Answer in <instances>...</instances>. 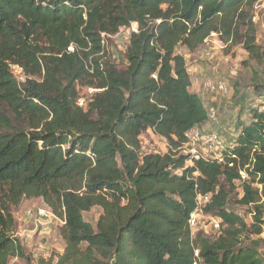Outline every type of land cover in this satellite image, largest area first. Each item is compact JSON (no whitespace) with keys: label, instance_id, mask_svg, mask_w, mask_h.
<instances>
[{"label":"trees","instance_id":"16d2710c","mask_svg":"<svg viewBox=\"0 0 264 264\" xmlns=\"http://www.w3.org/2000/svg\"><path fill=\"white\" fill-rule=\"evenodd\" d=\"M260 1L0 0V264L27 260L10 208L32 199L64 222L63 253L37 264H193L195 250L202 264H264L243 246L264 227V110L250 111L222 161L186 166L173 152L209 123L177 46L191 53L221 32L263 64L251 13ZM132 23L118 69L102 60V35ZM78 87L98 90L85 108ZM147 131L166 141L164 154L141 153ZM234 191L250 225L228 210ZM197 194L209 195L204 214L220 220L214 239L191 236ZM94 207L96 230L82 217Z\"/></svg>","mask_w":264,"mask_h":264},{"label":"rangeland","instance_id":"374dc122","mask_svg":"<svg viewBox=\"0 0 264 264\" xmlns=\"http://www.w3.org/2000/svg\"><path fill=\"white\" fill-rule=\"evenodd\" d=\"M252 16H254V27L256 30V44L264 52V0L256 3ZM137 32V25L132 23L129 30L121 28L115 36H102L104 46L103 61L113 64L118 69L126 65L125 50L129 42L131 32ZM176 53L183 56L185 66L199 69L202 71L201 78L213 82L224 81L229 93L226 97L213 96L217 98L219 105L217 120L210 121L202 126V129L215 131L221 140L226 144L232 142L235 138L239 125H246L250 122V111L253 109L264 110V92L259 94L258 85L264 81V61L259 64L249 60L248 54L241 46H231L227 44L223 49L214 50L210 58L206 59L203 55V46L196 51L189 52L184 46H177ZM15 79L23 83L24 76L20 69L11 68ZM86 88L78 87L79 98H84L85 102L90 99ZM190 91L200 93L197 87L190 88ZM94 95V94H92ZM91 95V96H92ZM205 106V105H204ZM207 110V107H203ZM141 153H159L164 154L168 148L164 139L157 137L151 131H147L140 137ZM204 155H207L204 153ZM229 190L228 186H225ZM239 194L237 191L229 192L228 210L241 216L247 225H250L252 214L247 207H242L236 203ZM46 205L41 199L22 200L16 207H11V214L16 222L15 237L19 241L27 260L18 258L10 259L9 264H37L38 258L48 259L49 256L62 254L65 243L59 235V229L62 226L58 222L49 225L47 231L42 230L36 224L34 219L26 218L28 211L35 214L38 208H44ZM102 215L99 207H94L88 212L82 213L84 221L88 222L96 230V224ZM209 215L201 219L200 223H208ZM208 225V224H207ZM211 239L217 234L208 231ZM264 236V234L262 233ZM243 246L256 248L258 253L264 256V240L261 236H249L244 240ZM85 248V245H82ZM56 259L54 260V262Z\"/></svg>","mask_w":264,"mask_h":264},{"label":"built area","instance_id":"2783aa9c","mask_svg":"<svg viewBox=\"0 0 264 264\" xmlns=\"http://www.w3.org/2000/svg\"><path fill=\"white\" fill-rule=\"evenodd\" d=\"M253 20L254 16L252 18V21ZM125 29L129 30V28ZM131 33H136V31ZM115 35H117V33ZM227 44H230V42H226L222 38L221 32H210L204 39L202 44L204 57L206 59L210 58L214 50L223 49ZM68 51H72V47H69ZM185 70L187 75L189 76L191 88L201 85L203 90H205L211 96L226 97L228 95L229 88L224 81L213 82L207 79L204 80L199 74H197L195 68L192 67H186ZM85 91L89 93L90 99L92 94L98 92V90L92 88H86ZM90 99H87V102H85L84 98H78L77 105L80 108H85ZM206 107L209 122H215L217 120V111L211 106ZM186 138V143H183L177 149L173 150V152L188 157L186 166H191L193 161L199 159H218L219 161H222V159H220V156L221 152L225 149L226 143L221 140L220 136L215 131L202 129V127H194L187 132ZM204 153H206L207 155H204ZM240 176L241 179L244 180V173L240 172ZM195 202L196 208L188 219L191 236L193 237L194 234L198 231H202L205 234H208V231L218 234L220 232V220L209 218V220L207 221L208 223H200L201 219H205L203 208L209 202V195L197 194ZM25 217L34 219L36 224L40 226L44 231H47L49 229V225L54 222H58L61 225L64 224L63 220L57 218L47 206L44 208H38L34 215L31 214L30 211H28ZM262 233L264 234V227ZM262 233L260 234V236L264 240V236L262 235ZM194 258L195 261L193 264H202L201 260L198 257L197 250L194 251Z\"/></svg>","mask_w":264,"mask_h":264},{"label":"crops","instance_id":"0c3cea01","mask_svg":"<svg viewBox=\"0 0 264 264\" xmlns=\"http://www.w3.org/2000/svg\"><path fill=\"white\" fill-rule=\"evenodd\" d=\"M197 74H199L200 76H202V71L200 72L199 69H195ZM198 90H200V93H197L198 96L200 97L202 103H203V107L205 106H211L213 108H215V110L218 112L219 109V105H218V100H217V96L214 98L213 96L209 95L205 90H203V88L200 86L197 87ZM205 105V106H204Z\"/></svg>","mask_w":264,"mask_h":264},{"label":"clouds","instance_id":"9594fccd","mask_svg":"<svg viewBox=\"0 0 264 264\" xmlns=\"http://www.w3.org/2000/svg\"><path fill=\"white\" fill-rule=\"evenodd\" d=\"M195 93V92H194ZM198 95V94H197Z\"/></svg>","mask_w":264,"mask_h":264}]
</instances>
